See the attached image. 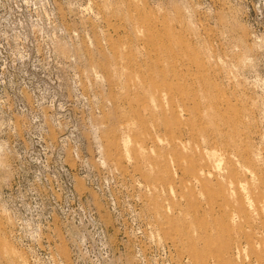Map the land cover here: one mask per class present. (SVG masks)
I'll use <instances>...</instances> for the list:
<instances>
[{"label":"rangeland","instance_id":"374dc122","mask_svg":"<svg viewBox=\"0 0 264 264\" xmlns=\"http://www.w3.org/2000/svg\"><path fill=\"white\" fill-rule=\"evenodd\" d=\"M0 264H264V0H0Z\"/></svg>","mask_w":264,"mask_h":264}]
</instances>
